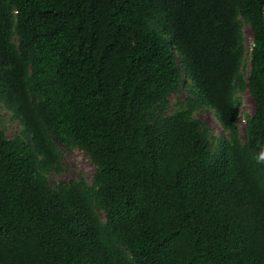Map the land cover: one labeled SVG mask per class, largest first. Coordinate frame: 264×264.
<instances>
[{
  "label": "trees",
  "instance_id": "obj_1",
  "mask_svg": "<svg viewBox=\"0 0 264 264\" xmlns=\"http://www.w3.org/2000/svg\"><path fill=\"white\" fill-rule=\"evenodd\" d=\"M0 102V264H264V0H0Z\"/></svg>",
  "mask_w": 264,
  "mask_h": 264
},
{
  "label": "rangeland",
  "instance_id": "obj_2",
  "mask_svg": "<svg viewBox=\"0 0 264 264\" xmlns=\"http://www.w3.org/2000/svg\"><path fill=\"white\" fill-rule=\"evenodd\" d=\"M245 39L246 44L251 46L253 40V32L249 25L245 27ZM189 95V90L184 88L180 92L174 94L170 100V112H174L179 108V103L184 102L185 98ZM240 117L239 124L243 128L246 121L245 115L252 114L255 111V102L252 92L249 88L242 91L240 94ZM199 120H205L211 127L215 136L225 135L227 133L220 126L215 118L214 112L208 108L203 111H198L195 114ZM0 117L2 128L5 129L6 134L10 138H14L18 135H23L24 126L19 119L13 117L12 113L6 108V106L0 102ZM62 170L52 171L48 173L47 177L49 181L55 185L59 182L71 181L73 179L81 180L85 179L88 182H92L96 173V168L92 164L89 156L79 149H69L62 146Z\"/></svg>",
  "mask_w": 264,
  "mask_h": 264
}]
</instances>
